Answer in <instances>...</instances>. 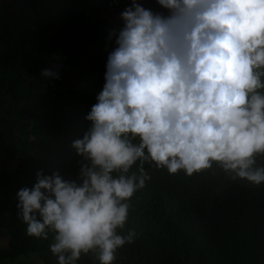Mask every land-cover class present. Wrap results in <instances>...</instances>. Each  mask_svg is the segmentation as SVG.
Instances as JSON below:
<instances>
[{
	"label": "clouds",
	"instance_id": "obj_1",
	"mask_svg": "<svg viewBox=\"0 0 264 264\" xmlns=\"http://www.w3.org/2000/svg\"><path fill=\"white\" fill-rule=\"evenodd\" d=\"M130 0L107 55L104 83L71 142L78 180L35 174L16 192L30 237L48 239L57 264L97 253L112 264L132 243L122 234L129 199L149 175L147 162L186 176L219 167L231 180L264 182V0ZM42 77L56 78L44 69ZM137 162H139L137 164ZM136 164L135 170H131Z\"/></svg>",
	"mask_w": 264,
	"mask_h": 264
},
{
	"label": "trees",
	"instance_id": "obj_2",
	"mask_svg": "<svg viewBox=\"0 0 264 264\" xmlns=\"http://www.w3.org/2000/svg\"><path fill=\"white\" fill-rule=\"evenodd\" d=\"M139 2L165 11L155 0ZM129 4L0 0V264H57L49 250L54 234L26 235L15 194L31 188L37 171L78 180L83 161L71 142L90 126L84 117L114 47L109 32L113 23L121 27ZM44 69L57 77H42ZM256 166L264 167V154ZM144 169L150 179L129 199L128 221L118 230L137 235L112 264H264V182L231 180L215 164L191 176L147 162ZM76 264L100 262L90 251Z\"/></svg>",
	"mask_w": 264,
	"mask_h": 264
},
{
	"label": "rangeland",
	"instance_id": "obj_3",
	"mask_svg": "<svg viewBox=\"0 0 264 264\" xmlns=\"http://www.w3.org/2000/svg\"><path fill=\"white\" fill-rule=\"evenodd\" d=\"M111 22H113V21H111ZM112 27H113V30L116 29L117 24H114L113 23ZM13 167H14V164H12V165L9 166L10 169L13 168Z\"/></svg>",
	"mask_w": 264,
	"mask_h": 264
}]
</instances>
